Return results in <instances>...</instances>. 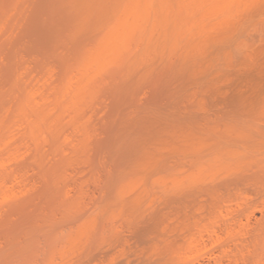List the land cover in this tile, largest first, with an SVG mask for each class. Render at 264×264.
<instances>
[{
	"label": "rangeland",
	"instance_id": "374dc122",
	"mask_svg": "<svg viewBox=\"0 0 264 264\" xmlns=\"http://www.w3.org/2000/svg\"><path fill=\"white\" fill-rule=\"evenodd\" d=\"M100 1L0 0V264H264V8L183 39L193 77L187 46L137 58L135 41L91 83ZM223 36L245 48L220 54ZM36 112L55 132L30 130Z\"/></svg>",
	"mask_w": 264,
	"mask_h": 264
},
{
	"label": "bare ground",
	"instance_id": "6f19581e",
	"mask_svg": "<svg viewBox=\"0 0 264 264\" xmlns=\"http://www.w3.org/2000/svg\"><path fill=\"white\" fill-rule=\"evenodd\" d=\"M107 1V0H106ZM115 1V0H114ZM261 1H264V0H196V1H194L193 2V0H122L121 2H119L118 0H116L115 2H113V0H112V2H111V0H110V3H108L107 5H109L110 4V8H109V6H107L106 5V2L104 1H100L102 4L104 3V6L105 7H107V9H106V11L108 12L109 11V13H113L111 16H112V18H110L111 20L109 21V23H108V25L107 26H105L106 27V29L104 30V29H102V31L100 32L101 34H100V38L98 39V43H97V45L95 44V46H93V48L91 49V51H89L90 52V54H89V52L87 53V54H85L83 57L84 58H82L83 60H85V61H82V59H81V61L83 62V64L82 65H85V67L83 66V68H84V70L86 71H84L86 74V80H90V82L93 80V77L95 78V79H98L97 77H96V75L98 74V73H100L101 75L103 74V72H104V70H105V72L104 73H106L107 71V69H106V67L108 68H110L114 63L116 64H118V63H120V61H122V63H128L127 61H131L132 59H127L126 60V58L127 57H129V56H127V54L128 55H131L130 54V52L128 53V51H130V49L131 48H133V44L135 43V41L137 42V45L138 44H140V45H136V47L134 48V49H138L139 47H140V49H138L137 50V53H135V55H138V56H136L137 58L139 57V56H141V57H143V53H142V51L145 53V57H146V53L148 52V55H149V52H150V50L151 51H153V52H150V54L151 53H153V54H151V57H152V55H157V52H156V50L157 51H159V55H157V56H159V59L158 60H160V56L162 55V51H160V50H164V53H165V51H167L166 52V56H164L165 58H168V57H170L172 54L174 55V52H176V49L177 50H179V48L177 47V46H181L182 44V42H183V44H184V40L183 39H186V38H188L190 35H191V33L193 32L194 33V30H198L199 32H201V33H203L204 35H207V34H209V32H212L214 29H215V27L217 28V26H222L223 27V24H225V22H227V19H229V18H231L232 17V15L234 16V14H236L237 13V11H238V13H241V14H239V15H237L238 17V19L239 18H243V17H245L243 14H242V12L245 10V12H248V13H246V14H249V11H252L253 9L255 10L256 8L258 9L259 8V12L261 11L260 10V5L262 6V8H264V4L262 5V2ZM99 2V3H100ZM107 2H109V1H107ZM98 3V4H99ZM114 3H116L115 5H114ZM264 3V2H263ZM96 5V4H95ZM113 5V6H112ZM121 5V6H120ZM259 5V6H258ZM117 6V7H116ZM111 7L113 8V10L111 9ZM237 8L236 10L237 11H235L234 10V8ZM245 9H244V8ZM247 7V8H246ZM249 7H251V8H249ZM253 7H256V8H253ZM97 8V7H96ZM115 8H117V9H115ZM261 8V9H262ZM110 9H111V11L112 12H110ZM239 9V10H238ZM244 9V10H243ZM249 11H248V10ZM256 9V10H257ZM114 10H116V11H114ZM264 10V9H263ZM235 13H234V12ZM240 11H242V12H240ZM258 11V10H257ZM257 11H253V12H251L250 14H251V16H252V13L255 15V13L257 12ZM233 12V13H232ZM108 13V14H109ZM258 13V12H257ZM256 13V14H257ZM245 14V13H244ZM250 14L249 15H247V17L249 16L250 17ZM264 14V13H263ZM262 14V15H263ZM253 15V16H254ZM261 15V16H262ZM109 16H110V14H109ZM110 16V17H111ZM214 16L215 17V22L213 23V24H211L210 23V19H211V21H212V19H214V18H212V17ZM236 16V15H235ZM240 16H242V17H240ZM256 16V15H255ZM233 19H234V17H232ZM246 18V17H245ZM251 18V17H250ZM232 20V19H231ZM237 20V19H236ZM236 21H234V23H235ZM240 22V23H239ZM241 19H240V21H238L237 22V25L238 24H240V26L242 27V24H241ZM257 23H259V21H257ZM261 23V22H260ZM229 24L227 23V26H228ZM235 25V24H234ZM173 27V29H172V27ZM232 26V25H231ZM224 27H225V25H224ZM236 26H234V27H231V28H233V29H230V30H235L236 28H235ZM259 27H261V25L259 26ZM167 30V39H164L163 41H161V37H160V39H159V33H160V31H162V30ZM174 30L175 29V31L174 32H171L172 30ZM219 29V28H218ZM223 29V28H222ZM222 29H220V30H222ZM171 30V31H170ZM212 30V31H211ZM225 32L228 30H226V29H223ZM104 31V32H103ZM170 31V33H172V35L169 33V35H168V32ZM216 31H217V29H216ZM103 32V33H102ZM214 32V31H213ZM223 32V31H222ZM224 32V33H225ZM228 33L230 32V33H232V31H227ZM192 33V34H193ZM217 33V32H216ZM214 34V33H213ZM170 35H171V37H170ZM212 35V34H211ZM229 35H231V34H229ZM161 36V35H160ZM194 36H196V34L194 35ZM199 36V35H198ZM232 36V35H231ZM231 36H230V38H231ZM206 37V36H205ZM210 37V36H209ZM193 38V37H192ZM197 38V37H196ZM212 38V37H211ZM219 38V37H218ZM217 38V40L215 39V41H213V39L211 40V41H213V42H216V41H220V39H222V37L221 38H219L218 39ZM227 36H223V42L221 43H219L222 47H220L221 49H222V52H219L220 54H224V53H226V51H227V56H231L232 55V51H231V49L232 50H237V51H235V53L236 52H240L239 51V49L242 47V46H244V45H242L241 44V42H237L238 41V39H235V40H233V41H229V43L230 44H228V39L229 38H227ZM232 38H234V37H232ZM179 39V41H181L180 43H179V41H178V43H177V40ZM181 39V40H180ZM209 39V38H208ZM187 40V39H186ZM193 40L194 39H192V43H194L193 42ZM232 40V39H231ZM167 41V42H166ZM198 41V40H197ZM200 41V40H199ZM218 41V42H219ZM133 42V43H132ZM206 42H207V45H206ZM205 42V40H204V42L203 41H201V43H198V50L199 51H196V54H198V52L199 53H201L200 51H202L203 53H201V54H198V56L197 57H200L201 55H203V54H205L206 53V55H208L207 54V52H208V49L209 48H211V46L210 45H212V47H213V44L211 43V42H209V41H206ZM208 42L210 43V45H208ZM217 43V42H216ZM235 43V44H234ZM236 43H237V45H236ZM132 44V45H131ZM197 44V43H196ZM240 44H241V46H240ZM176 45V46H175ZM190 46L189 44H187V41H186V43H185V45H182L183 47H184V49H185V47L186 46ZM205 45H206V49H205ZM230 45L231 46H235V48L233 49V47H231L230 48ZM181 46V47H182ZM188 46L186 47L187 48V50H189L188 52H187V50H186V53L187 54H185V53H183L182 51L184 50V49H180V51L183 53V56H184V58H183V56L181 55V57L179 58V61H180V59L181 60H183V62H184V60H186V61H190V55H192L193 54V51H192V54H189V52L191 51V49H188ZM210 46V47H209ZM217 46H219V45H217ZM138 47V48H137ZM175 47V48H174ZM191 47V46H190ZM193 47V46H192ZM191 47V48H192ZM240 47V48H239ZM130 48V49H129ZM143 48V49H142ZM149 48H151L150 50H149ZM202 48H203V50H207L205 53H204V51L202 50ZM220 48L217 50V48H216V50L217 51H221L220 50ZM244 48H245V46H244ZM134 49H133V51H134ZM146 49V50H145ZM153 49V50H152ZM166 49V50H165ZM174 51H173V50ZM230 49V50H229ZM132 51V50H131ZM147 51V52H146ZM172 51H173V53H172ZM179 51V52H180ZM228 51H230V52H228ZM169 52V53H168ZM232 52V53H231ZM127 53V54H126ZM142 53V54H141ZM191 53V52H190ZM195 53V52H194ZM218 53V52H217ZM229 53H230V55H229ZM234 53V54H235ZM89 54V55H88ZM134 54V53H133ZM140 54V55H139ZM170 54V56H168ZM180 54V53H179ZM179 54H177V55H179ZM185 54V55H184ZM176 55V54H175ZM177 55H176V58H177ZM187 55V57L189 56V58L187 59V57H185ZM200 55V56H199ZM225 55V54H224ZM86 56V57H85ZM150 56V55H149ZM148 56V57H149ZM157 56H153V58H157ZM205 56V55H204ZM203 56V57H204ZM226 56V55H225ZM124 57V58H123ZM163 57V58H164ZM179 57V56H178ZM231 57H233V55L231 56ZM231 57H229L228 59H232ZM86 58V59H85ZM131 58V57H130ZM134 58V57H133ZM137 58H135V60L137 59ZM150 58V57H149ZM152 58V59H153ZM173 58H175V57H173ZM186 58V59H185ZM209 57L207 56H205L204 57V59L205 60H210V59H208ZM227 58V57H226ZM155 59H153V60H155ZM169 59V58H168ZM178 59V58H177ZM200 59V58H199ZM203 59V58H202ZM201 59V61H205V60H202ZM118 60H120L119 62H118ZM141 60V59H140ZM150 60V59H149ZM165 60H167V59H165ZM139 61V60H138ZM146 61H148V60H146ZM185 61V63H184V65H181L180 64V62L182 63V61H180V62H178L180 65L178 66V67H181V66H185L184 68H185V70H187L188 71V74L187 73H185V72H181V70L183 69V67H181V68H179L178 69V74H184V76L185 77H188V75L189 76H191V77H193V70H194V67H193V64H192V62L190 63L189 61H188V65L186 64L187 62ZM200 60H198V62H199ZM139 62H141V61H139ZM208 62H211V60L210 61H208ZM113 63V64H112ZM177 63V64H178ZM190 63V64H189ZM205 63V62H204ZM111 64V66H108V65H110ZM114 64V65H115ZM124 64V71H129V70H131L132 69V67L130 66V68H129V66H126ZM176 64V63H175ZM177 64H176V66H177ZM183 64V63H182ZM203 64V63H202ZM209 64V63H208ZM213 64V63H212ZM120 65V64H119ZM129 65H130V63H129ZM190 65H191V67H190ZM199 65H200V63H199ZM125 66L127 67V68H129V69H127L126 68V70H125ZM176 66L174 67V68H176ZM201 66V65H200ZM200 66H198V67H200ZM190 67V68H189ZM193 67V68H192ZM211 67H213V65H211ZM134 68V67H133ZM201 68V67H200ZM210 68V67H209ZM149 69H150V67H149ZM192 69V70H191ZM179 70H180V72H179ZM173 71H175V69L173 70ZM197 71H200L199 70V68L197 69ZM191 73V75H190V73ZM83 73V72H82ZM177 73V72H176ZM197 74H199L198 72H196ZM96 74V75H95ZM177 74V75H178ZM180 74V75H181ZM99 75V74H98ZM101 75H99V76H101ZM105 75V74H104ZM183 76V77H184ZM72 78V77H71ZM70 78V79H71ZM75 78V77H74ZM101 78H103V77H101ZM188 78H190V77H188ZM69 79V80H70ZM95 81V80H94ZM69 83L71 82V80L70 81H68ZM76 82H78V80L76 81ZM75 82V86L73 85L72 86V84H74L73 83V81H72V83H71V85L69 84V83H67V84H69V87L70 86H72V87H68V85H67V89L69 88V91L71 92V90H74L75 88H76V86H79L80 85V83H76ZM92 83V82H91ZM97 83V82H96ZM64 85H66V84H64ZM82 86V85H81ZM80 86V87H81ZM75 87V88H74ZM80 87H79V89H80ZM83 87V86H82ZM81 87V88H82ZM66 88V87H65ZM64 88V89H65ZM73 88V89H72ZM64 92L65 91H67L66 89L65 90H63ZM69 91H67V92H61V93H64V97L62 98L61 96H59L58 97V100H59V98L61 97L62 99H64L65 97H66V99H65V101L64 100H62L61 98V101H59L60 103L61 102H69L68 101V99H70L71 100V98H73V101H74V97H75V99H76V101L78 102V99H77V97H76V95H74V97L71 95L70 96V92ZM75 91H78V89L77 90H75ZM74 91V92H75ZM69 94V95H66V94ZM75 94V93H74ZM67 96H68V98H67ZM69 97H71V98H69ZM27 100H28V98L26 99V102H27ZM72 100L70 101V104H69V106L71 105L72 106V108H73V104H75V106L78 104L76 101V103H74ZM72 103V104H71ZM66 105H67V103H65ZM62 105V104H61ZM66 105H64V106H66ZM66 108V107H65ZM68 108V107H67ZM78 108V105H77V107L75 108V110ZM22 111V110H21ZM35 113V112H34ZM39 113V112H38ZM37 112H36V115H39V117H40V115H42L43 113H45L46 114V112H42L41 114H38ZM45 114H43V118L45 117L44 115ZM48 116H49V114H48ZM42 117V116H41ZM46 117H47V115H46ZM49 118H50V116H49ZM55 118H57V116L56 117H54V118H51V119H49L48 121L49 122H51L52 120L53 121H55V122H59V120H60V116H59V120H58V118L57 119H55ZM41 119V118H40ZM45 119H47V118H44V120L43 119H41V120H43L44 121V123H43V121H41V120H38L39 121V123H43V126H44V124L47 126V125H49V127H51V128H53V127H55L56 125H57V123L56 124H54L53 122H51V123H53V124H50V123H45ZM55 119V120H54ZM56 120H58V121H56ZM47 121V122H48ZM37 121L35 120V122L33 121L32 123H33V126H32V124H31V127H29V128H31L30 130H34V129H39L38 130V132H39V134H40V137H41V133H40V131H43V133H44V130H45V128H49V127H42L41 125L42 124H39L38 122L36 123ZM35 124V125H34ZM38 124V125H37ZM55 125V126H54ZM34 126H36V127H34ZM53 126V127H52ZM33 128V129H32ZM44 130H43V129ZM50 129V128H49ZM29 130V131H30ZM36 130H34V131H36ZM50 130H52V129H50ZM50 130H49V132H50ZM55 130H56V127H55V129L52 131V133L53 132H55ZM32 131L31 132H28L29 133V135H31L32 136ZM231 131V130H230ZM233 131V130H232ZM37 132V131H36ZM45 132H48V131H45ZM237 134H238V136H237V134H233V136L234 135H236V137H240L239 139H242V137H244L243 139H244V141H242V142H245V144L244 143H242V144H244V145H242V146H245V147H248L247 145H249V141H251V139H250V135H248L247 134V132L245 133V131H241L240 133L238 132V131H235ZM31 133V134H30ZM34 133V132H33ZM229 133V132H228ZM232 132H230L229 134H231ZM242 133V135H240ZM243 133H245V134H247V137H249V138H247L246 137V135L245 134H243ZM250 134V133H249ZM38 135V134H37ZM30 136V137H31ZM35 137V136H34ZM245 137H246V141H245ZM33 139V138H32ZM249 139V141L247 142V140ZM34 140V139H33ZM226 141H227V139H226ZM226 141H224V142H226ZM247 142V143H246ZM227 144L228 143H232L231 141H229L228 140V142H226ZM250 143H252V141L250 142ZM225 144V143H224ZM223 144V145H224ZM229 144V145H230ZM244 148V147H243ZM264 148V147H263ZM229 149H231L230 147H227V149H223V151H222V153L223 152H226V153H224V154H226V156H228L229 157V155L231 156V155H234V156H236V155H238V154H240L241 152L239 151V150H237V149H235V148H233V149H231V150H229ZM245 149V148H244ZM227 150V151H226ZM233 150V151H232ZM236 150V151H235ZM264 150V149H263ZM257 153H258V150L256 151ZM263 152L264 151H262V157L264 156L263 155ZM243 153H245L244 151L241 153V154H243ZM261 153V152H260ZM259 153V154H260ZM224 154H223V156H224ZM229 154V155H228ZM240 154V155H241ZM239 155V156H240ZM244 155H246V154H244ZM243 155V156H244ZM258 155V154H257ZM256 155V157L255 158H259V157H261L260 155H258L257 156ZM222 156V157H223ZM225 156V157H226ZM234 156H232L233 158H236V157H234ZM243 156H242V158H243ZM262 157H261V159L259 158V159H257V161H259V164H261L260 162H262L263 161V159H262ZM230 158V157H229ZM233 158H232V160H233ZM247 158V156L244 158V160ZM241 159V158H240ZM239 159V160H240ZM229 160H231V159H229ZM228 160V161H229ZM236 160H238V157L236 158ZM247 160H248V158H247ZM241 161V160H240ZM240 161H238L237 163L239 164V162ZM243 161V160H242ZM248 162H251L250 160L248 161ZM255 162H256V160H255ZM254 162V163H255ZM264 162V161H263ZM262 162V163H263ZM240 163H243V162H240ZM237 164V167L239 166ZM241 165V164H240ZM243 165H246V163L245 164H243ZM243 165H241V166H243ZM253 165V164H252ZM258 165V164H257ZM263 165V164H262ZM260 166V165H259ZM263 167H264V165H263ZM239 168V167H238ZM263 170V169H262ZM254 207H252V209H250L249 210V213H248V215H250L251 214V212L253 213V210H256V209H253ZM247 215V216H248ZM165 260V259H164ZM167 261H168V259H167ZM167 264V263H166Z\"/></svg>",
	"mask_w": 264,
	"mask_h": 264
}]
</instances>
